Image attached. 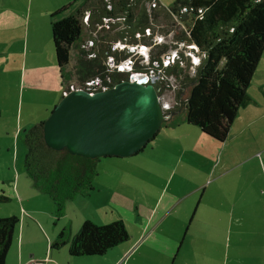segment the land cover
Segmentation results:
<instances>
[{"label":"crops","instance_id":"1","mask_svg":"<svg viewBox=\"0 0 264 264\" xmlns=\"http://www.w3.org/2000/svg\"><path fill=\"white\" fill-rule=\"evenodd\" d=\"M29 25L31 24H28L27 32L12 39V44L17 46L18 56H14L8 62L7 69L0 68V75L5 73L4 77L8 80H2L0 83V116L3 115L2 104L10 95L7 88H10L11 82H14L13 86L18 90V97H20L18 102L21 103L22 100L24 104V92H28L29 104L43 108V112H33L28 124L26 123L24 127L45 121L52 108L66 92L54 54L55 49L53 52L47 39L43 38L44 36L37 29L31 30ZM37 25H39L38 22L35 23V26ZM6 52L8 51L5 45L0 49L1 58L5 59ZM14 61L15 64H13ZM251 100L250 97L249 103L241 109H246ZM181 118L175 125L162 126L160 131L165 129V140L169 141L156 143L151 148L153 151L151 153H156L157 158H162L163 162L168 161L169 168H172L175 173L169 185L162 181L161 176H158L155 186L159 190L154 185H148L143 192L140 191L137 194V198L135 196L133 199L127 198L124 192L122 193V187L132 189L133 186L129 184L133 182L129 178L132 173H125L126 170L117 162L113 164V167H116V171L113 170L115 174L108 170L102 174L103 172L99 170L94 179V193L101 195L100 200L108 199L107 207L111 210L106 209L102 215L98 213L96 220L84 218L80 225L87 219L107 224L117 220L118 216H122L120 218L125 220L131 236L128 241L110 249L104 255L72 256L67 246L69 243L58 248L52 246L62 231L54 240L50 231L47 232V225L43 226L34 213L30 216L24 211L21 213L22 227L15 235L6 264H178L180 257L183 260L187 258L189 264H264V226L255 222L257 218L261 219L258 209L260 201L255 199L253 191L248 193V198L253 201L254 206L250 212H247V219L252 221L244 226L242 223H229L227 220L225 203L228 202V198L225 180L237 168L233 158L224 161L221 159L218 161L215 156L213 158L214 150L217 147H223L226 140L220 142L205 135L200 129V132L195 130L196 126L187 123L186 115ZM168 119H170L169 116ZM22 127L23 120L16 113L15 122L9 125L7 134L20 137ZM26 130L25 127L24 131ZM158 136L159 133L156 138ZM204 137L211 142L206 141ZM213 140L216 142H212ZM146 148L141 153L146 151ZM10 150L8 147L9 152ZM19 150L17 143L13 153L15 159ZM217 150L219 152L221 149ZM218 152L216 154H219ZM116 158L120 159L109 157L106 161H113ZM12 164L18 169V160ZM187 165L188 176L183 171ZM180 166L182 171H178ZM20 181L19 179L16 187L18 193H20ZM149 182L151 181L146 183ZM184 184L193 186H190L192 189L189 190L187 198L192 209L186 208L185 212L181 213L183 195L180 189ZM103 189L106 191L104 192ZM155 190L158 192L157 195H154ZM22 196L24 198V195ZM237 196L236 204L243 198L241 195ZM31 198L34 199L35 196L29 197V200ZM22 203L24 204V201ZM144 208L146 211L149 210L145 219L142 213ZM191 213L192 217H190ZM182 215L188 218V223L182 222ZM127 219L132 222L141 219L144 224L146 223L144 230L140 233H137V230L132 231ZM72 225L70 231L68 227L64 229L67 234L70 232V237L77 230V227ZM233 225L235 229H232ZM230 230L236 232L234 237L229 239L226 236L223 240L222 232ZM188 237L189 242L186 241Z\"/></svg>","mask_w":264,"mask_h":264},{"label":"rangeland","instance_id":"2","mask_svg":"<svg viewBox=\"0 0 264 264\" xmlns=\"http://www.w3.org/2000/svg\"><path fill=\"white\" fill-rule=\"evenodd\" d=\"M82 1L83 0H0V49L6 45L8 51L6 52L5 59L0 56V68L3 69L5 67L7 69L8 62L11 61L14 56H18L17 46L12 44V39L27 32L29 23L31 24L29 25L31 30L32 28L37 29L38 32L44 36L43 38L47 39V42L51 44V48L54 52L51 28L52 15L64 8L63 11L58 13L59 15H57V17L58 19L66 17L73 12ZM176 1L177 0H158V2L167 9L171 8ZM108 2L110 3L112 0H108ZM160 4H156V8H153L154 2L145 5L148 8V12L151 14L150 28L146 27L144 31L140 33L137 32L135 38L132 37V33L128 31L125 38L119 39L120 33L126 30L124 22L120 19H113L110 21L109 19H103L102 22H104V26L98 24L94 27H90L86 22V17L89 16V13H87L83 18L84 35L81 39L82 42H80L85 44L86 50L89 52L95 48H106L108 44L112 46L113 51L116 50L120 52L126 46L127 48L124 50L126 52L123 54V56H125L124 58L120 57L118 54V57L121 58L118 62L117 57L108 56L105 61L106 65L109 66V68H116L117 71L120 70V68H118L119 64L125 65L126 70L129 72V79H131L133 75H137V73L159 75L160 79L164 80L165 88L160 98L165 108V114H167L169 110H177L187 99L190 83L187 81L186 77L191 79L196 76L197 68L201 64L204 56L198 48L193 49L195 45L188 42V24L186 21H182L181 18L175 14L167 15L166 12L161 13L160 16L153 15L154 9L157 10L155 11L156 14L160 12ZM109 8L111 9L112 6H109ZM191 18L192 16H189V22ZM36 22L39 23L40 27L39 25L35 26ZM90 40L94 42L93 46H88ZM114 40L117 41L115 42ZM164 46H166L165 49ZM127 50L134 51L131 54L132 62H125L129 57ZM155 54H160L162 60V69L157 72L150 70L152 67L160 68L159 62H151L152 55L154 56ZM75 56L76 52L72 51L71 61L66 68V71L72 75L73 82H75L74 74L77 61ZM91 56L88 55V57ZM178 62L180 64L179 66L183 69L180 76L168 75L165 71L166 66H168L169 63V66H173ZM15 63L14 61L13 64ZM137 64L143 67L141 72L130 69L131 66ZM147 70L150 71L148 72ZM0 76V83L2 80L8 81L7 77H4L6 76L5 73ZM13 85L14 82H11L10 88H7V90L9 89L8 93L10 95L2 104L3 115L0 116V195L7 197V199L0 200V218L12 217L14 215L18 216L21 219L20 227H22L23 216L21 213L26 211L27 215L29 213L30 216L34 213V216L41 220L43 226L46 227L47 225V232L50 231L54 240L65 227H68V231H70L72 224L74 227H77L74 233V235H76L83 224L80 225L81 221H83L82 219L92 218L96 220V215L98 213L102 215L106 209H109V211L111 210L107 207L108 199L100 200L102 198L100 197L101 195L95 194L94 191H92L90 195H79L74 200L68 201L63 213L59 214L56 205L50 197L35 188L33 180L28 176L24 166L27 152L24 130L25 127L26 129H30L35 124H29L25 127L24 125L26 123L28 124L33 112H43V108L39 105L29 104L28 92H24V104H22V100L21 103L18 102V99H20V97H18V90ZM248 92L252 99L251 103L246 109L240 110L238 117L232 125L228 138L226 139L225 145L223 147H217V149H221L219 152L217 149L214 150L213 158L215 156V158H218V161H220V159L224 161L233 158L235 167L237 168L236 171L231 173L225 180L227 182L225 188L228 198V202L225 203V213L227 214L228 222L235 224L242 223L245 226L247 222L252 221L251 219H247V212H250L254 206L253 201L248 198V193L253 191L255 199L260 201L258 209L261 219L257 218L255 222L264 226V52ZM54 108H52L51 112ZM15 112L20 115V119L23 120L20 137L17 135L13 137L7 134L9 132V125L15 122ZM50 114H48L47 118ZM183 115H185L184 111L177 114V123L182 119L181 117ZM194 128L200 132L199 128ZM165 132V129L160 131L159 136L154 139L156 141L153 140L150 142L146 151L140 152L136 156L127 157L126 159H110L113 161H106V158L101 159L98 164V171L101 170V172H103L102 174H105L107 170L114 173L116 167H113V164L117 162V164H121L126 170L125 173H132V176H129L130 180L132 179L131 181H133L129 183L133 186L132 189H125L122 187V193L124 192L125 196L131 199H133V196L137 198V194H139L140 191L143 192L145 186H155L158 176H161V178H163L162 181L167 182V184L170 183L174 172L172 168H169L168 161L163 162L162 158H157L156 153H151L153 152L151 148L155 146L156 143L169 141L165 140ZM204 138L206 141L208 140V142H211L207 137ZM212 142L216 141L213 140ZM17 143L19 144L20 150L17 151L18 155L16 153L15 159L13 153ZM225 146L226 151H224ZM8 147L11 149L10 152L8 151ZM217 152L219 154H216ZM14 159L18 160L19 171L12 166V162H15ZM184 160L186 159L184 158ZM132 162L134 164H130ZM181 167L182 166L179 167L178 171H182ZM183 171H185L187 176L189 175L188 165ZM205 176L206 175H204V177ZM19 179L21 180L19 182L20 193L17 192L16 188ZM148 181L151 182L146 183ZM231 181L233 182L230 184ZM159 182L160 181H158V183ZM190 186L189 184H184L183 188L180 189V193L183 195L181 200L183 202L180 209L181 213L185 212L184 209L186 208L192 209V206L189 205L187 200L189 197V190L193 187ZM157 190L159 189L157 188ZM103 191L105 192L106 190L103 189ZM157 194L158 192L155 190L154 195ZM22 195H24V198ZM237 195H241L244 201L240 200L236 204ZM33 196H35V198L29 200V197ZM22 201H24V204ZM110 213L109 215H111ZM142 213L145 219V216L149 214V210L146 211V208H144L142 209ZM127 215L129 217V214ZM120 217L122 216H118L116 219H121ZM190 217H192V213ZM181 218L182 222H189L186 216L182 215ZM129 221L127 223L132 231L137 230V233H140L144 230L146 223L144 224L141 219L133 220V222ZM96 223L101 224L99 222ZM232 229H235L234 225ZM222 233V239L224 240L226 236L229 239L234 237L236 232L230 230L229 232L224 231ZM182 239H184L183 236ZM182 239L181 242H183ZM186 241L189 242V237ZM67 246H69V244ZM180 258L178 264H189L187 258L185 260H183L182 257Z\"/></svg>","mask_w":264,"mask_h":264},{"label":"trees","instance_id":"3","mask_svg":"<svg viewBox=\"0 0 264 264\" xmlns=\"http://www.w3.org/2000/svg\"><path fill=\"white\" fill-rule=\"evenodd\" d=\"M153 2L160 4L158 0H112L110 3L108 0H83L66 17H57L64 8L52 15L54 49L66 91H71L73 84L76 88L82 87L86 81L95 78H100L108 88L129 80V72L117 71L105 63L108 56L117 57L119 62L121 58L118 54L124 58L125 49L113 51L108 44L106 48H95L89 52L81 43L83 18L87 13L90 27L98 24L104 26L103 19H120L126 30L120 33L119 39L125 38L128 31L135 38L137 32L150 28L151 14L145 5ZM155 11V16L166 12L186 21L188 42L204 56L196 76L191 79L186 77L190 83L187 99L177 110H169L166 115L170 119L163 126L177 124V114L184 111L187 123L198 127L205 135L224 142L239 110L250 101L248 89L264 52V0H177L171 8L161 5L160 12L156 14ZM189 16H192L190 22ZM72 51L76 52L77 59L75 82L65 79ZM127 54L130 57L132 53L127 50ZM155 61L160 63V68L152 67L150 70L157 72L162 69L160 54L152 55L151 62ZM179 65V62L168 65L165 71L168 75L179 77L183 71ZM133 69L141 72L143 67L137 64ZM163 81L159 82L160 97L165 88ZM43 125L44 121H41L25 131L27 152L24 166L35 188L48 195L56 205L57 212L62 214L68 201L79 195H90L95 190L94 179L103 158H88L74 155L67 149L58 151L50 148L45 142ZM3 199L7 197L0 195V200ZM20 223L21 219L15 215L0 218V264H6ZM130 237L122 218L107 224L87 219L76 235L70 237V233L63 230L52 246L58 248L69 243L72 256L104 255Z\"/></svg>","mask_w":264,"mask_h":264},{"label":"water","instance_id":"4","mask_svg":"<svg viewBox=\"0 0 264 264\" xmlns=\"http://www.w3.org/2000/svg\"><path fill=\"white\" fill-rule=\"evenodd\" d=\"M111 88L74 89L62 97L44 121L46 144L88 158H127L143 151L168 119L160 84L142 75ZM72 80L70 73L65 74Z\"/></svg>","mask_w":264,"mask_h":264},{"label":"built area","instance_id":"5","mask_svg":"<svg viewBox=\"0 0 264 264\" xmlns=\"http://www.w3.org/2000/svg\"><path fill=\"white\" fill-rule=\"evenodd\" d=\"M156 6V2H154V6ZM184 11H187V9H184ZM88 21V16L86 17V22ZM121 44V43H120ZM94 45V42L93 41H89L88 42V46H93ZM124 47V46H123ZM113 59V58H112ZM121 70L124 69V67L122 66V64H120L118 66ZM137 75H142V76H145L147 78V81L146 83H159L161 81L160 79V76L159 75H153V74H148V73H137ZM135 76V75H133ZM132 76V77H133ZM131 77V78H132ZM108 87L104 86L103 83H102V80L100 78H95V79H92V80H88L85 82V85L82 86V87H75V85H71V90H74V89H85V90H88L89 92H96V91H99V89L101 90H105L107 89ZM68 91L65 92V94L67 93ZM168 117V116H167ZM34 263V262H32Z\"/></svg>","mask_w":264,"mask_h":264},{"label":"clouds","instance_id":"6","mask_svg":"<svg viewBox=\"0 0 264 264\" xmlns=\"http://www.w3.org/2000/svg\"><path fill=\"white\" fill-rule=\"evenodd\" d=\"M125 48H127V47L125 46L123 49H125ZM196 48H197V47L195 46V48H193V49H196ZM129 52L133 53L134 51L129 50ZM131 58H132V57L130 56L129 58H127V59L125 60V62H128V61H131V62H132ZM169 64H170V63H169ZM169 64H168V65H169ZM119 65H120V64H119ZM119 65H118V66H119ZM122 66L124 67V69H123V70L120 69V71H127V72H128V70H126V68H125V65L122 64ZM118 68H119V67H118ZM130 69L133 70V66H131ZM133 73H134V72H133ZM134 74H136V73H134Z\"/></svg>","mask_w":264,"mask_h":264},{"label":"bare ground","instance_id":"7","mask_svg":"<svg viewBox=\"0 0 264 264\" xmlns=\"http://www.w3.org/2000/svg\"><path fill=\"white\" fill-rule=\"evenodd\" d=\"M145 48V47H144ZM193 48H195V47H193ZM135 77H138L137 75H135Z\"/></svg>","mask_w":264,"mask_h":264}]
</instances>
